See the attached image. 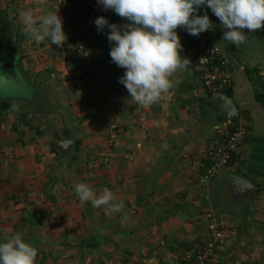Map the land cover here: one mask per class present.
<instances>
[{
  "label": "crops",
  "instance_id": "obj_1",
  "mask_svg": "<svg viewBox=\"0 0 264 264\" xmlns=\"http://www.w3.org/2000/svg\"><path fill=\"white\" fill-rule=\"evenodd\" d=\"M89 1L0 0V240L20 233L37 247L36 264H176L205 238L213 210L226 229L212 264H264V27L244 29L236 46L202 6L211 29L199 37L177 29L182 56L190 59L202 37L238 67L229 97L250 135L208 184V150L233 119L191 59L159 102L141 107L119 82L125 69L111 61L107 27L92 33L89 79L66 42L37 44L23 31L25 11L58 10L66 41ZM103 16L130 23L111 9ZM78 183L97 194L109 188L122 212L81 203Z\"/></svg>",
  "mask_w": 264,
  "mask_h": 264
},
{
  "label": "clouds",
  "instance_id": "obj_2",
  "mask_svg": "<svg viewBox=\"0 0 264 264\" xmlns=\"http://www.w3.org/2000/svg\"><path fill=\"white\" fill-rule=\"evenodd\" d=\"M104 9L113 10L130 23L118 26L100 16L95 20L98 32L108 28L111 61L125 69L119 82L127 89L135 104L146 107L161 99L173 86L171 77L178 70L189 68L190 59L181 55L183 45L177 29L183 28L195 37L212 27L207 12L211 9L226 30L223 39L239 46L248 32L264 27V0H97ZM25 34L37 44L48 40L61 47L65 42L63 19L58 10L34 16L29 9L22 14ZM81 203L94 208L104 207L113 214L121 213L123 203L117 202L107 187L97 194L87 183L74 185ZM127 216L122 218V223ZM38 249L26 242L20 233L7 234L0 240V264H36Z\"/></svg>",
  "mask_w": 264,
  "mask_h": 264
},
{
  "label": "built area",
  "instance_id": "obj_3",
  "mask_svg": "<svg viewBox=\"0 0 264 264\" xmlns=\"http://www.w3.org/2000/svg\"><path fill=\"white\" fill-rule=\"evenodd\" d=\"M97 0H90L85 13L72 20L66 39V47L75 55L78 75L89 79L92 72L93 43L90 34L97 26L95 20L107 13ZM190 59L197 67L201 82L209 94H227L236 82L237 64L222 47L200 37ZM228 95V94H227ZM250 135L248 124L230 122L220 132L219 142L208 150L207 163L203 169V180L210 183L223 167L232 162ZM207 236L201 242L189 247L176 264H211L217 249L224 242L225 224L213 213L206 215Z\"/></svg>",
  "mask_w": 264,
  "mask_h": 264
},
{
  "label": "water",
  "instance_id": "obj_4",
  "mask_svg": "<svg viewBox=\"0 0 264 264\" xmlns=\"http://www.w3.org/2000/svg\"><path fill=\"white\" fill-rule=\"evenodd\" d=\"M129 23H123V24H119L120 26H125ZM217 98H221L222 100H224L227 108L229 109V113H230V118H232L233 120H240V114L238 111V108L236 106V104L232 101V99L227 95V94H219L216 96ZM232 120V121H233ZM235 179V183L239 186L245 185V184H249L250 182L244 179H241V177L238 176H234Z\"/></svg>",
  "mask_w": 264,
  "mask_h": 264
},
{
  "label": "trees",
  "instance_id": "obj_5",
  "mask_svg": "<svg viewBox=\"0 0 264 264\" xmlns=\"http://www.w3.org/2000/svg\"><path fill=\"white\" fill-rule=\"evenodd\" d=\"M89 5V4H88ZM94 31H92L91 33H89L90 34V37H91V42L93 43V35H92V33H93ZM93 45H94V43H93ZM74 57H75V55H74ZM75 59H76V57H75ZM77 60V59H76ZM92 67L94 68V66H93V61H92ZM93 68H92V71H93ZM91 74H92V72L90 73V76H91ZM90 76H89V78H90ZM226 93L228 94V96L229 95H231V90H228V91H226ZM208 213H213L215 216H217L223 223H224V221L221 219V217H220V215L217 213V212H215V211H213V210H208V211H206V215L208 214ZM225 224V223H224ZM225 228H226V225H225ZM217 251H218V249H217ZM217 251H216V254H217ZM215 259V257L213 258V260ZM211 264H212V262H211Z\"/></svg>",
  "mask_w": 264,
  "mask_h": 264
},
{
  "label": "rangeland",
  "instance_id": "obj_6",
  "mask_svg": "<svg viewBox=\"0 0 264 264\" xmlns=\"http://www.w3.org/2000/svg\"><path fill=\"white\" fill-rule=\"evenodd\" d=\"M212 182V181H211ZM206 222H207V220H206ZM206 236H207V234H206ZM206 236H205V238H206Z\"/></svg>",
  "mask_w": 264,
  "mask_h": 264
}]
</instances>
